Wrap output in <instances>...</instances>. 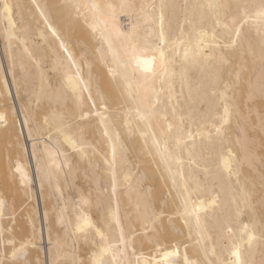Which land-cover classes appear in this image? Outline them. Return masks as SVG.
I'll list each match as a JSON object with an SVG mask.
<instances>
[{
	"label": "bare ground",
	"instance_id": "6f19581e",
	"mask_svg": "<svg viewBox=\"0 0 264 264\" xmlns=\"http://www.w3.org/2000/svg\"><path fill=\"white\" fill-rule=\"evenodd\" d=\"M0 116V264H264V0H0Z\"/></svg>",
	"mask_w": 264,
	"mask_h": 264
},
{
	"label": "snow or ice",
	"instance_id": "6c2138e0",
	"mask_svg": "<svg viewBox=\"0 0 264 264\" xmlns=\"http://www.w3.org/2000/svg\"><path fill=\"white\" fill-rule=\"evenodd\" d=\"M5 10H7V6H5ZM105 39L107 40V42L109 43V46L111 47V39L108 38V37H105ZM3 119H4V117L3 116H0V120H3ZM18 251H19V253L21 255V260H22V258H23V249H20ZM13 255L16 256L17 253H13Z\"/></svg>",
	"mask_w": 264,
	"mask_h": 264
}]
</instances>
